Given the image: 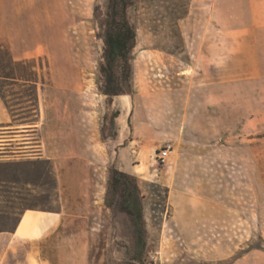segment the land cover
Wrapping results in <instances>:
<instances>
[{"label":"rangeland","instance_id":"1","mask_svg":"<svg viewBox=\"0 0 264 264\" xmlns=\"http://www.w3.org/2000/svg\"><path fill=\"white\" fill-rule=\"evenodd\" d=\"M107 1L66 0L72 25L67 46L81 77L78 91L53 87L46 57L29 59L35 62L26 70L37 72V100L31 101L34 88L1 82L19 124L36 121L38 94H52L54 100L57 94H101ZM235 1L226 0L229 21ZM130 2L137 44L133 93L125 95H134L141 72V141L151 144L142 149L141 161L110 165L104 176L98 172L104 188L91 192L74 226L67 218V230L78 235L60 236L56 244L46 243L45 251L57 248L59 264H264V74L247 80L235 66L240 61L231 58L230 44L240 42L241 35L225 37L218 30L217 0ZM219 41L226 48L223 68L217 60ZM0 45V62L6 63L11 54L5 43ZM97 106L99 133L116 135L122 116L115 120L119 112L107 101ZM133 125L126 126L132 134ZM166 141L175 144V152L160 165L156 153ZM31 157L0 160V231L14 229L26 210L61 209L53 164ZM31 163L36 164L32 169ZM113 168L138 180L146 230L141 256L128 216L105 204ZM40 216L28 213L19 234L35 232Z\"/></svg>","mask_w":264,"mask_h":264},{"label":"crops","instance_id":"2","mask_svg":"<svg viewBox=\"0 0 264 264\" xmlns=\"http://www.w3.org/2000/svg\"><path fill=\"white\" fill-rule=\"evenodd\" d=\"M217 1L218 30L224 35H241L240 42L230 44L234 51L231 58L240 61L235 66L242 68L245 79L258 78L264 74V0H236L232 21L226 15V0ZM71 27L66 0H0V43L7 45L12 58L46 57L53 87L78 91L81 77L69 59L73 48L67 46V29ZM225 49L219 41V68L226 63ZM238 52H244V57ZM142 94L141 72L133 96L123 94L109 100L102 94H57L54 100L52 94H38L36 121L26 124L14 119L0 95V160L33 156L50 161L61 203L59 212L26 210L14 229L1 230L0 264H59L54 261L60 257L57 248L45 251V244H56L60 236L78 235L77 230H67V218L71 217L69 223L74 226L83 217L91 192L104 188L97 181L98 172L104 176L110 165L141 161L142 149L151 144L141 141ZM105 101L119 112L115 120L122 116V126L112 137H102L97 126L101 108L97 105ZM129 123H134L133 134L126 130ZM135 131H139L137 136ZM38 134L36 140L33 135ZM28 213L43 215L39 228L19 234Z\"/></svg>","mask_w":264,"mask_h":264},{"label":"trees","instance_id":"3","mask_svg":"<svg viewBox=\"0 0 264 264\" xmlns=\"http://www.w3.org/2000/svg\"><path fill=\"white\" fill-rule=\"evenodd\" d=\"M130 5V0H108L102 22L104 48L98 72L101 80L100 92L109 100L118 95L133 93L132 61L137 44V32L128 18ZM2 47L0 45V49ZM33 62L35 60L15 61L11 55L6 63L0 62V95L4 101L1 82H6L10 86L21 83L23 87L34 88L31 101L37 100L36 88L39 79L37 72H32V75L26 71ZM18 68L21 70H17ZM17 101L21 104L20 98ZM5 103L9 108L6 101ZM9 110L15 116L11 107ZM35 165L31 163V167L28 168L32 169ZM105 204L109 208L116 207L128 216L137 252L140 256L144 254L146 249L144 204L137 178L116 168L111 169Z\"/></svg>","mask_w":264,"mask_h":264},{"label":"built area","instance_id":"4","mask_svg":"<svg viewBox=\"0 0 264 264\" xmlns=\"http://www.w3.org/2000/svg\"><path fill=\"white\" fill-rule=\"evenodd\" d=\"M174 152V144L171 141H167L163 144V146L156 153V162L160 165H164L167 163L169 158Z\"/></svg>","mask_w":264,"mask_h":264}]
</instances>
